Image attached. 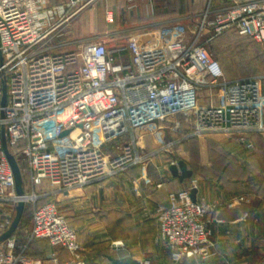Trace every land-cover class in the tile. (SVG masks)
Here are the masks:
<instances>
[{
  "label": "built area",
  "instance_id": "2783aa9c",
  "mask_svg": "<svg viewBox=\"0 0 264 264\" xmlns=\"http://www.w3.org/2000/svg\"><path fill=\"white\" fill-rule=\"evenodd\" d=\"M78 1L0 0V233L10 225L18 201L32 206L24 244L15 252L13 237L2 241L0 264H41L24 251L37 239L66 249L65 264L85 263L77 231L58 204H38L46 193L34 187L42 180L66 194L144 166L153 154L145 149L146 135L153 137L156 152L173 154L188 139L207 134L231 136L251 149V136L264 131V77L226 78L219 59L197 42L203 32L212 38L232 29L264 43V0H226L215 10L208 2L189 41L181 24L162 27L144 45L130 34L121 48L127 57L110 50L101 37L62 39L59 46L73 42L75 48L51 52L49 40L61 37L91 0L69 12ZM111 15L107 12V20ZM121 133L126 141L106 153L102 143ZM3 139L17 162H24L29 192H15ZM177 161L171 158L169 165ZM193 187L194 180L156 207L158 238L178 264H205L214 254L207 212L221 203L193 200ZM139 188L135 183L134 190Z\"/></svg>",
  "mask_w": 264,
  "mask_h": 264
},
{
  "label": "crops",
  "instance_id": "0c3cea01",
  "mask_svg": "<svg viewBox=\"0 0 264 264\" xmlns=\"http://www.w3.org/2000/svg\"><path fill=\"white\" fill-rule=\"evenodd\" d=\"M68 1L49 0V3ZM84 2L79 0L69 12ZM208 2L212 10L226 4V0H91L74 14L61 37L53 36L49 40L50 51L57 53L75 48L73 42L59 46L62 39L79 41L101 37L110 50H120L127 57L126 49L121 48L128 35L138 36L140 44L144 45L162 27L199 17ZM190 10L192 12H185ZM107 12L112 13L110 20H107ZM207 33L209 37L211 32ZM251 137L253 140L255 136ZM234 141L236 146L248 149L235 138ZM183 144L174 152L187 156L184 161L192 171L190 178L181 181L173 177L168 169L169 160L163 164L170 154L156 152L153 137L146 135L145 149L153 154L144 166H134L114 178L63 193L66 215L75 225L78 241L84 249V264H110L113 258L128 257L140 264L144 261L178 264L158 238L156 207L167 202L169 192L186 188L192 180L197 189V200L208 204L221 203L207 212V217L213 219L211 241L214 254L205 264H264L263 188L255 187L253 174L248 168L250 163L242 150L234 145L232 155L224 156L205 144L188 150ZM193 152L197 154V161L192 166L190 155ZM148 162L155 168L151 174L148 173ZM159 182L163 183L161 187L156 186ZM135 183L139 184V191L134 190ZM26 189L27 192L31 190L28 181ZM34 190L46 193L41 199L51 194L36 187ZM111 223L120 224L119 228L115 230L109 226ZM15 243L14 251L17 252L21 246L18 240ZM27 255L41 264H55L54 258L57 264H65L70 258L66 249L45 240L31 242Z\"/></svg>",
  "mask_w": 264,
  "mask_h": 264
},
{
  "label": "rangeland",
  "instance_id": "374dc122",
  "mask_svg": "<svg viewBox=\"0 0 264 264\" xmlns=\"http://www.w3.org/2000/svg\"><path fill=\"white\" fill-rule=\"evenodd\" d=\"M183 9H181L182 12ZM184 12V11H183ZM185 12H192L185 11ZM199 17H191L190 19L182 20L180 23L185 30V39L187 41L194 38L196 35V26ZM209 33L203 32L201 36L197 38V42H203L206 44L210 52L213 53L215 57L221 60V64L224 70L226 78L234 79L243 76H263L264 77V43L255 42L250 38L238 36L234 30L227 29L221 32L219 35L212 38L207 37ZM206 40V41H204ZM262 85H264V80L262 79ZM206 95V92H202ZM108 135V134H107ZM255 136V137H254ZM254 146L251 149H243L241 146L237 145L241 150L244 158L249 161V170L253 174V182L255 187L263 188L261 194H264V131L253 135ZM127 136L125 133L118 134L116 136H111L102 143L104 151L108 154H113L117 146L125 142ZM189 140V139H188ZM234 138L226 135L218 134H207L200 138H195L186 141L182 146L185 148L199 147L200 145H206L210 148H215L216 151L224 156H231L232 146H236ZM236 146V147H237ZM169 155V154H168ZM171 155V156H170ZM169 156L165 157L164 165L171 158H176L177 160L186 158L187 156L183 153L173 152ZM220 155V156H222ZM190 164L193 166L194 161H197V154L192 153L190 155ZM195 159V160H194ZM147 162V161H146ZM146 164V163H145ZM148 173L150 174L155 171L151 162H148ZM136 167H142V164ZM124 173V172H123ZM121 173V174H123ZM119 174V175H121ZM114 178V177H113ZM109 179V178H108ZM105 180V179H104ZM44 183V184H41ZM190 184V181H189ZM189 186V185H188ZM187 186V187H188ZM43 191L51 192L50 195L46 197L47 200L55 201L60 210L66 215V200L63 193L59 192L56 188L57 185L45 179L35 186ZM259 189V188H258ZM31 210L32 206L28 205L25 207V212L16 228L17 232L14 234V244L15 241L20 238V234L25 233L31 226ZM14 217V215H13ZM80 219V218H79ZM69 224L75 228L73 222L68 219ZM103 221V220H102ZM120 224L111 223L109 226H113L116 230L119 228ZM16 237V238H15ZM16 239V240H15ZM15 249V245H14Z\"/></svg>",
  "mask_w": 264,
  "mask_h": 264
},
{
  "label": "water",
  "instance_id": "95a60500",
  "mask_svg": "<svg viewBox=\"0 0 264 264\" xmlns=\"http://www.w3.org/2000/svg\"><path fill=\"white\" fill-rule=\"evenodd\" d=\"M1 58L2 57H1V53H0V62H1ZM2 90H3L2 104H4L5 99H6V84L4 82H3ZM67 132L68 131H63L61 135H65V134H67ZM3 150L5 152V155H6L8 162L10 164V167L13 171L14 180H15V192L17 195H21L24 193L23 178H22L21 170H20V167L18 165L16 158L8 149L7 144H6L4 139H3ZM168 169H169V171L173 177H176L181 181L183 179L190 178L192 175V171L187 167V163L183 159H179L176 163L170 164L168 166ZM196 192H197V189L195 187H193L191 189V198L193 200L196 199ZM23 208H24V203L22 201H18V203L15 206L14 217H13L10 225L8 226V228L5 231L0 233V243L2 241L12 237V235L14 234V232L18 226V223L21 219Z\"/></svg>",
  "mask_w": 264,
  "mask_h": 264
},
{
  "label": "trees",
  "instance_id": "16d2710c",
  "mask_svg": "<svg viewBox=\"0 0 264 264\" xmlns=\"http://www.w3.org/2000/svg\"><path fill=\"white\" fill-rule=\"evenodd\" d=\"M236 33V32H235ZM239 36V35H238ZM243 37V36H242ZM192 139H195V138H190L189 140H192ZM189 140H187V141H189ZM186 142V141H185ZM184 142V143H185ZM18 165H19V167H20V169H21V172H22V178H23V189H24V191H27V189H26V183H27V177H26V174L23 172V170H24V162H18ZM46 201V199H41V200H39L38 201V204H40V203H42V202H45ZM26 206H28V204H25L24 205V208H23V212H22V215H21V218H22V216H23V214H24V212H25V207ZM21 220V219H20ZM20 222V221H19ZM19 224V223H18ZM69 224V223H68ZM16 232H17V230H15V232H14V234H16ZM14 234L12 235V237L14 236ZM37 240H45V239H37ZM37 240H35V241H37ZM45 241H47V240H45ZM24 242H25V233H22V234H20V238L18 239V244H19V246H21L22 244H24ZM32 242H34V241H32ZM30 244L31 243H29L27 246H26V248H25V253L27 254V251H28V248H29V246H30ZM110 264H140L139 262H137L136 260H134V259H132V258H130V257H128V258H121V259H118V258H116V259H111V263Z\"/></svg>",
  "mask_w": 264,
  "mask_h": 264
}]
</instances>
